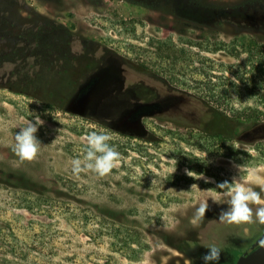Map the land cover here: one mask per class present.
Wrapping results in <instances>:
<instances>
[{"label":"rangeland","instance_id":"obj_1","mask_svg":"<svg viewBox=\"0 0 264 264\" xmlns=\"http://www.w3.org/2000/svg\"><path fill=\"white\" fill-rule=\"evenodd\" d=\"M6 1L38 42L0 56V264H204V245L235 264L264 225L220 222L214 199L226 180L264 183V0ZM116 75L121 90L146 80L150 102L107 104ZM35 115L40 150L21 161L15 134ZM93 130L121 158L76 176Z\"/></svg>","mask_w":264,"mask_h":264},{"label":"clouds","instance_id":"obj_2","mask_svg":"<svg viewBox=\"0 0 264 264\" xmlns=\"http://www.w3.org/2000/svg\"><path fill=\"white\" fill-rule=\"evenodd\" d=\"M43 121L39 115H35V122L29 121L21 130L15 134V143L13 152L21 161L34 160L40 150V141L36 136L38 128ZM87 144L83 158L72 160V172L79 176L81 173L91 171L100 177L111 173L117 166L121 158L120 152L110 143L112 137L106 133L90 131L87 135ZM240 172L243 171L242 165L237 166ZM187 175L199 179L192 174V171L186 170ZM259 191L253 187H246L237 183L235 178L233 182L224 181L217 185L226 199H214L217 204L228 205L227 209H221L219 221L228 224H250L259 223L264 225V183L257 184ZM193 187V185H192ZM209 210L208 202L201 203L195 210L192 225L198 227L199 221H202ZM166 227V225H165ZM208 248L201 259L204 264H212L220 260L221 251L215 245H204Z\"/></svg>","mask_w":264,"mask_h":264},{"label":"flooded vegetation","instance_id":"obj_3","mask_svg":"<svg viewBox=\"0 0 264 264\" xmlns=\"http://www.w3.org/2000/svg\"><path fill=\"white\" fill-rule=\"evenodd\" d=\"M120 59H121L120 62L123 63V65L125 66L126 69L130 70V69H136L137 68L136 64L133 61H130L129 59H125L124 57H121ZM102 64H103L102 68H104L105 70H107V68L108 69L110 68L109 67L110 66V61L107 60V57L104 59ZM119 66H121V65H119ZM59 70H60V73H61V71H68V68L67 67H63V69H59ZM130 72H133V71L130 70ZM138 72L142 73V74H152V73L144 72V71H141V70H139ZM90 74H92V73H90ZM116 79H118V75L108 77V79L106 80L107 83L105 84V87L108 88V89L112 88V85L115 83L114 80H116ZM124 79H125V81L128 80L125 83L128 84V82H129L131 87L130 86L127 87V88H125V87L123 88L122 87V90H121V89H118V88H121L120 84L118 86H115L116 85V83H115L113 85L111 93H109V94H111V96H108V98H107L108 99L107 100L108 101L107 104H109L111 106H115L117 109H120V110H131V111H133L137 107H139L141 104L148 103L149 99H148V101H144L142 99L144 96L142 98L140 97V96H142L143 92H148L150 94V91L148 90L149 88L145 87V85H147V83H146L147 81L144 80V79L129 81L130 79H128L126 76L124 77ZM139 84H142V85L140 86ZM91 86L92 85L87 86V88H90ZM135 87H136V90H138L136 92H135ZM154 90L155 89L153 88V91ZM115 92L116 93L122 92L120 98H118L117 100H114V98L112 96V94H114ZM255 241L253 243H255ZM253 243L245 251L251 250Z\"/></svg>","mask_w":264,"mask_h":264},{"label":"trees","instance_id":"obj_4","mask_svg":"<svg viewBox=\"0 0 264 264\" xmlns=\"http://www.w3.org/2000/svg\"><path fill=\"white\" fill-rule=\"evenodd\" d=\"M11 6L7 4L6 0H0V56L7 51L10 47H20L33 44L37 46L38 38L29 40L28 35H25V27L29 19L22 12L23 8L19 4L17 7L10 8ZM30 43V44H29ZM31 55V54H29ZM35 58V56H32ZM39 68L41 67L42 62ZM52 64L48 68H51ZM38 68V69H39ZM37 81L39 77L34 78ZM209 120H207L208 122Z\"/></svg>","mask_w":264,"mask_h":264},{"label":"water","instance_id":"obj_5","mask_svg":"<svg viewBox=\"0 0 264 264\" xmlns=\"http://www.w3.org/2000/svg\"><path fill=\"white\" fill-rule=\"evenodd\" d=\"M235 264H264V232L253 243L252 249L240 255Z\"/></svg>","mask_w":264,"mask_h":264}]
</instances>
